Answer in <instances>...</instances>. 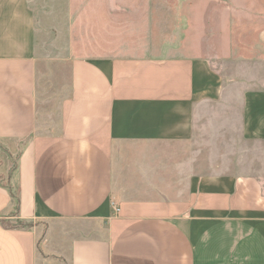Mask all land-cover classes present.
I'll list each match as a JSON object with an SVG mask.
<instances>
[{
  "label": "crops",
  "instance_id": "0c3cea01",
  "mask_svg": "<svg viewBox=\"0 0 264 264\" xmlns=\"http://www.w3.org/2000/svg\"><path fill=\"white\" fill-rule=\"evenodd\" d=\"M103 1L77 18L73 0H0V141L22 142L0 176V264H264V175L203 130L221 102L207 66L109 52L122 2ZM241 102L238 137L264 141V92Z\"/></svg>",
  "mask_w": 264,
  "mask_h": 264
},
{
  "label": "rangeland",
  "instance_id": "374dc122",
  "mask_svg": "<svg viewBox=\"0 0 264 264\" xmlns=\"http://www.w3.org/2000/svg\"><path fill=\"white\" fill-rule=\"evenodd\" d=\"M103 2L73 0L75 16L83 15V4L86 7L94 4L95 12H98L97 4ZM119 2H122L121 9L113 18L118 23L115 30L121 36L115 44L107 43L104 47L109 52L121 51L127 55L186 56L205 64L210 73L204 75L202 86L219 88L217 95L221 102L212 109L207 107L210 114L218 117V120L212 118L215 123L217 121L218 129L211 130L207 113L202 122L203 130L215 136L226 131L231 134L229 138L219 137L212 141L218 143L222 153L231 154L227 157L238 173L255 177L264 175V141L243 142L237 135L239 129L234 116L241 113V101L247 91L264 92V48L257 40V33L264 28V0ZM87 49L82 55L87 54ZM227 100L231 107L227 106ZM227 114L234 118L228 122V127L223 121ZM202 141L206 147L211 140L207 137ZM21 143L9 142L7 145L0 141V176L3 179L6 171L15 168L14 158L22 148ZM5 222L9 226L16 223Z\"/></svg>",
  "mask_w": 264,
  "mask_h": 264
},
{
  "label": "trees",
  "instance_id": "16d2710c",
  "mask_svg": "<svg viewBox=\"0 0 264 264\" xmlns=\"http://www.w3.org/2000/svg\"><path fill=\"white\" fill-rule=\"evenodd\" d=\"M1 226L5 229H29L32 227L30 223L27 224L20 221H16L13 226H9L5 221H1Z\"/></svg>",
  "mask_w": 264,
  "mask_h": 264
}]
</instances>
